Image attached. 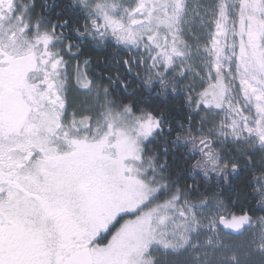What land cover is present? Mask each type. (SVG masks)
Listing matches in <instances>:
<instances>
[{
	"label": "snow or ice",
	"instance_id": "obj_1",
	"mask_svg": "<svg viewBox=\"0 0 264 264\" xmlns=\"http://www.w3.org/2000/svg\"><path fill=\"white\" fill-rule=\"evenodd\" d=\"M78 2L0 0V264H264V0Z\"/></svg>",
	"mask_w": 264,
	"mask_h": 264
},
{
	"label": "flooded vegetation",
	"instance_id": "obj_2",
	"mask_svg": "<svg viewBox=\"0 0 264 264\" xmlns=\"http://www.w3.org/2000/svg\"><path fill=\"white\" fill-rule=\"evenodd\" d=\"M69 0H35V7L32 8L33 0H17L18 4H28L32 8V19L35 21L37 18L40 19V23L43 27L51 25L53 21H59L60 19H68L71 24L73 20L81 17L83 5L79 4L78 0L76 6L72 9L67 7ZM72 33L69 30L68 36H71ZM88 45L85 44V48ZM109 53L113 56L115 60L118 56L123 55L120 52H111L105 50L104 53Z\"/></svg>",
	"mask_w": 264,
	"mask_h": 264
},
{
	"label": "trees",
	"instance_id": "obj_3",
	"mask_svg": "<svg viewBox=\"0 0 264 264\" xmlns=\"http://www.w3.org/2000/svg\"><path fill=\"white\" fill-rule=\"evenodd\" d=\"M101 55H102V57H103V56H110V57L112 58V60H113V56H112L111 54L107 53V52H106V53L103 52V53H101ZM97 66H98L99 68L105 69V70H107V71H114V69H115V65H114L113 63H109V62H107V61H105L104 63H100V64L97 65ZM153 102H154V103H155V102H159L162 106H163V105H167L168 103H170L169 101L160 100L159 97H154V98H153ZM178 114H179V113H177V115H178ZM245 177H246V170H242L240 177L235 178L233 182H234L235 184H237V185H240V184L242 183V180H243ZM248 192H249L248 201H249V203H251V202L253 201L254 197H253V195L251 194V189H248ZM226 195H227V193H226ZM232 196H233V199L236 198V193H235V191H233ZM257 214H259V213H257Z\"/></svg>",
	"mask_w": 264,
	"mask_h": 264
},
{
	"label": "rangeland",
	"instance_id": "obj_4",
	"mask_svg": "<svg viewBox=\"0 0 264 264\" xmlns=\"http://www.w3.org/2000/svg\"><path fill=\"white\" fill-rule=\"evenodd\" d=\"M191 26V28L196 31L198 30L196 28V25L194 23H192V21H189V24L188 25H185V34H186V38L190 40V42L192 43L193 45V51H192V55L193 57L196 59L197 61V66H199V60L203 58V53H201L200 56H197V52H196V41L193 39V37L188 34V27Z\"/></svg>",
	"mask_w": 264,
	"mask_h": 264
}]
</instances>
